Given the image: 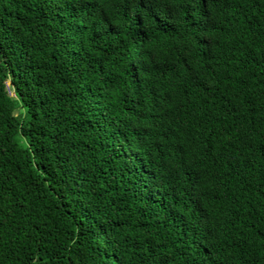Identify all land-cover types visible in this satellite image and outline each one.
Here are the masks:
<instances>
[{"label": "trees", "instance_id": "16d2710c", "mask_svg": "<svg viewBox=\"0 0 264 264\" xmlns=\"http://www.w3.org/2000/svg\"><path fill=\"white\" fill-rule=\"evenodd\" d=\"M0 264H264V0H0Z\"/></svg>", "mask_w": 264, "mask_h": 264}]
</instances>
